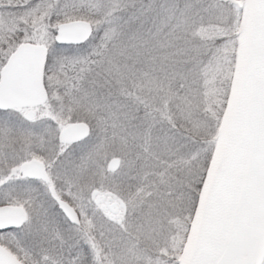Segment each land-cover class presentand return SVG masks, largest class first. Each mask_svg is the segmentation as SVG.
<instances>
[{
  "label": "snow or ice",
  "instance_id": "6c2138e0",
  "mask_svg": "<svg viewBox=\"0 0 264 264\" xmlns=\"http://www.w3.org/2000/svg\"><path fill=\"white\" fill-rule=\"evenodd\" d=\"M0 264H264V0H0Z\"/></svg>",
  "mask_w": 264,
  "mask_h": 264
}]
</instances>
